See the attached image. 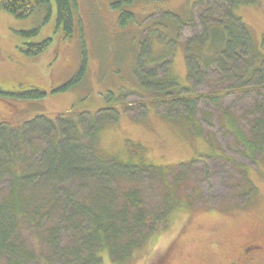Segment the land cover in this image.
Listing matches in <instances>:
<instances>
[{
    "label": "rangeland",
    "instance_id": "374dc122",
    "mask_svg": "<svg viewBox=\"0 0 264 264\" xmlns=\"http://www.w3.org/2000/svg\"><path fill=\"white\" fill-rule=\"evenodd\" d=\"M198 1L76 0L73 12L78 30L69 40L61 36L38 58L23 53L26 43L16 33L38 29L35 43L54 37L53 1L49 9L41 8L26 20L0 11V125L21 127L41 116L58 128L65 127L67 139L74 136L88 144L86 133H93L89 121L97 118V153L140 165L147 173L141 178L124 176L119 189L108 185L117 208L122 205L120 194L131 189L144 208H160L162 185L150 175L153 167L174 168L176 175L183 176L184 188L177 197L180 206L172 211L168 228L135 250L124 264H264L260 256L247 258L242 251L252 242L264 243V150L251 152L244 143L254 138L253 125L259 117L255 92L241 97L228 93L217 107L210 101L199 102L194 123L200 131L194 135L187 134L183 118H176L181 109L168 112L161 106L146 111L147 100L143 102L141 95L152 98V92L144 93L134 77L138 54L146 53L148 38L150 59L156 61L148 65L156 64V79L172 80V97L215 91L212 85L192 87L187 77L184 45L200 26L194 6ZM260 2L237 10L256 46L264 35V0ZM85 62L80 83L57 92L78 75ZM34 91H41L43 98L17 100V95ZM167 114L172 120L164 117ZM37 121L29 135L27 157L33 151L39 153L53 136L50 124ZM75 122L78 125L73 127ZM229 131L242 133L245 141L239 142ZM96 183L92 179L81 187L69 182L64 188L75 201L89 205L88 195L93 198ZM31 234L23 230L22 237L35 250ZM102 257L101 264H117L104 252Z\"/></svg>",
    "mask_w": 264,
    "mask_h": 264
},
{
    "label": "trees",
    "instance_id": "16d2710c",
    "mask_svg": "<svg viewBox=\"0 0 264 264\" xmlns=\"http://www.w3.org/2000/svg\"><path fill=\"white\" fill-rule=\"evenodd\" d=\"M52 1L56 11L54 37L35 43L38 29L16 33L26 43L23 53L29 58L45 54L61 36L71 39L79 28L73 12L77 8L76 0ZM260 1L200 0L195 3L200 26L184 45L187 77L193 82L192 87L212 85L215 91L208 95L172 97L175 84L165 76L156 79V64L148 65L156 61L150 59V42L145 38L146 53L138 54L134 73L140 89L153 95L152 98L141 95L143 102L147 100L144 109L148 112L161 106L168 112L181 109L176 118L184 119L181 124L187 134L199 135L200 128L194 123L199 102L210 101L217 107L228 93L241 97L255 92L259 117L253 125L254 138L244 142L242 133L229 132L239 142L246 143L251 152L264 150V35L256 46L237 14L240 6L261 4ZM50 4L51 0H0V11L17 20H26L41 8L49 9ZM82 65L78 75L57 92H66L82 80L86 62ZM157 93L162 96L157 97ZM43 96L41 91H34L29 96L17 95V100H39ZM110 96L113 95L110 93ZM168 114L164 117L172 120ZM37 119L50 124L48 131L53 136L39 153L33 151L27 157L26 146L31 148L29 135L36 130ZM77 123L71 125L74 127ZM88 125L93 131L86 133L88 144L75 140L74 136L67 139L65 127L58 128L41 116L21 127L0 125V264H101L103 252L115 263L124 264L135 250L139 251L151 237L161 235L168 228L172 211L180 206L177 197L184 188L183 176L176 175L174 168L153 167L149 169L150 175L162 185L160 208H144L140 196L132 189L120 194L122 205L117 208V198L108 185L115 184L119 189L118 182L125 180L124 176L141 178L147 174L146 169L100 156L94 145L100 128L97 118L92 117ZM33 156H37L36 160L29 163ZM92 179H97V187L93 198L88 195L89 205L75 201L64 188L69 182H78L83 187ZM23 230L32 233L35 250L27 247ZM68 242L71 244L64 246Z\"/></svg>",
    "mask_w": 264,
    "mask_h": 264
},
{
    "label": "flooded vegetation",
    "instance_id": "af4514ba",
    "mask_svg": "<svg viewBox=\"0 0 264 264\" xmlns=\"http://www.w3.org/2000/svg\"><path fill=\"white\" fill-rule=\"evenodd\" d=\"M242 251L247 258L260 256L261 260H264V243L252 242L246 245Z\"/></svg>",
    "mask_w": 264,
    "mask_h": 264
},
{
    "label": "bare ground",
    "instance_id": "6f19581e",
    "mask_svg": "<svg viewBox=\"0 0 264 264\" xmlns=\"http://www.w3.org/2000/svg\"><path fill=\"white\" fill-rule=\"evenodd\" d=\"M51 5V4H50ZM151 40V39H150ZM178 81V80H177ZM101 136V135H100ZM42 165V164H41ZM44 167V166H43ZM24 218V217H23Z\"/></svg>",
    "mask_w": 264,
    "mask_h": 264
}]
</instances>
